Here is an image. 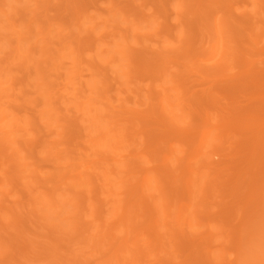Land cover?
Returning <instances> with one entry per match:
<instances>
[{"label": "rangeland", "instance_id": "1", "mask_svg": "<svg viewBox=\"0 0 264 264\" xmlns=\"http://www.w3.org/2000/svg\"><path fill=\"white\" fill-rule=\"evenodd\" d=\"M2 120L0 264H264V0H0Z\"/></svg>", "mask_w": 264, "mask_h": 264}, {"label": "bare ground", "instance_id": "2", "mask_svg": "<svg viewBox=\"0 0 264 264\" xmlns=\"http://www.w3.org/2000/svg\"><path fill=\"white\" fill-rule=\"evenodd\" d=\"M3 120L0 121V126L2 124ZM118 122V121H116ZM120 125V124H119ZM8 126H11L9 123L8 124H5V127H8ZM98 131H101V128L98 129ZM126 131H128V129L126 127H120L118 129V131L116 132V130L114 129H111L110 131L108 130L106 132V134H104L102 137H101V140H103V143L105 144V147L109 148H114V146L117 144H121L122 143V138L123 137V134H126ZM87 158H89V156H86ZM88 161V165L90 167V169H92V166L94 164V162L92 160H87ZM89 168H87V173H94V172H91ZM74 170H70V173H73ZM67 178V177H66ZM65 182H67L64 186L67 187L69 190H71L72 192H75L77 194L79 193H82L83 191H88L89 186H85V185H81V183H74L72 181H70L69 179H64ZM70 181V182H68ZM146 185V184H145ZM144 187V184L142 185ZM168 206H166L164 204V212L165 213H168Z\"/></svg>", "mask_w": 264, "mask_h": 264}]
</instances>
